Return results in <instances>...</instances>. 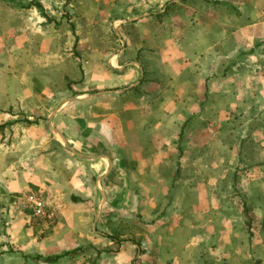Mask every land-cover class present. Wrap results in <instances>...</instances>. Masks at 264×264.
I'll return each mask as SVG.
<instances>
[{
	"label": "crops",
	"instance_id": "0c3cea01",
	"mask_svg": "<svg viewBox=\"0 0 264 264\" xmlns=\"http://www.w3.org/2000/svg\"><path fill=\"white\" fill-rule=\"evenodd\" d=\"M48 1L0 0V264H264V0Z\"/></svg>",
	"mask_w": 264,
	"mask_h": 264
},
{
	"label": "trees",
	"instance_id": "16d2710c",
	"mask_svg": "<svg viewBox=\"0 0 264 264\" xmlns=\"http://www.w3.org/2000/svg\"><path fill=\"white\" fill-rule=\"evenodd\" d=\"M66 1H68V0H66ZM30 7L36 9L40 13V15L46 19L47 22H49L50 24H53L57 28L61 27V23L66 24L67 27H68V29L70 31H72V35H74L73 34V32H74L73 31L74 26H73V24H69L68 23L67 12L64 9V5H62V8H61V12H62V15L61 16H62L63 20H60L59 22L56 21V20H48V18L44 15V8H43L42 4L40 2H37V0H32V2L30 3ZM174 7H176V6L175 5L169 6L168 9L166 10V12L164 13V15H168L169 12H172V10L174 9ZM75 55H76V58H77L78 57V54L75 53ZM37 219H39V218H37ZM38 222H39V220H37V223Z\"/></svg>",
	"mask_w": 264,
	"mask_h": 264
},
{
	"label": "built area",
	"instance_id": "2783aa9c",
	"mask_svg": "<svg viewBox=\"0 0 264 264\" xmlns=\"http://www.w3.org/2000/svg\"><path fill=\"white\" fill-rule=\"evenodd\" d=\"M23 199L25 204L32 209L33 215L36 218L46 220L52 218V215L46 210L45 203L41 198L35 196H25Z\"/></svg>",
	"mask_w": 264,
	"mask_h": 264
},
{
	"label": "rangeland",
	"instance_id": "374dc122",
	"mask_svg": "<svg viewBox=\"0 0 264 264\" xmlns=\"http://www.w3.org/2000/svg\"><path fill=\"white\" fill-rule=\"evenodd\" d=\"M43 1H45L46 3H49V1L48 0H43ZM62 1V0H61ZM60 1V2H61ZM48 5V4H47ZM262 56V60H263V63H264V52H263V54L261 55ZM261 60V61H262ZM236 122H243V120L241 119V118H236ZM241 126V125H240ZM24 202V201H23ZM26 207V206H25ZM34 216V215H33ZM33 218V217H32ZM34 218H35V216H34ZM35 219H33L32 221H34Z\"/></svg>",
	"mask_w": 264,
	"mask_h": 264
}]
</instances>
